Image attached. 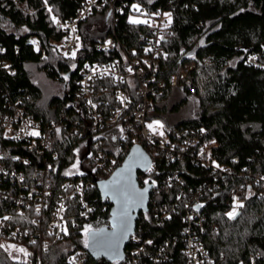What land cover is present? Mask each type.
<instances>
[{"label": "trees", "instance_id": "16d2710c", "mask_svg": "<svg viewBox=\"0 0 264 264\" xmlns=\"http://www.w3.org/2000/svg\"><path fill=\"white\" fill-rule=\"evenodd\" d=\"M127 1L129 5L119 14L115 27L108 23L110 17L105 9L95 10L80 24L84 47L75 59H70L60 52L63 31L52 21L45 0H0V49H3L0 51V117L2 113L20 108L45 123L64 121L67 124L59 132L55 131L50 151L42 156L31 154L20 144L5 139L0 124V149L7 157L29 154L39 165L45 158L50 159L58 181L67 177L106 178L105 171L93 160L92 152L97 151L94 142L101 140L100 148L107 156H114L117 166L124 160L133 140L132 137L120 138L116 126L90 132L86 137L72 132L74 121L86 116L83 99L78 93L80 64L84 59L104 60L117 54L100 53L93 48L95 41L112 30L126 49H141L143 36L151 27L128 23L130 5L134 2L142 4L150 13H171L172 22L162 43L166 57L158 73L166 85L158 90L154 109L148 117L161 119L167 130L178 127L200 132L203 129V141H217L212 151L213 159L221 166H228L232 173L226 175L227 183L219 180L222 181L220 186L210 190L205 184H214L216 174L211 167L195 164L190 152L173 162L166 161V154L161 152L157 156L158 168L151 172L140 171L139 182L143 185L145 180L155 181L162 186L163 179L178 170L189 193L202 184L201 198L207 203L203 207L205 232L201 235L212 255L220 264H251L252 260L264 264V195H252L237 219H229L226 215L229 185L242 179L249 181L251 178L246 175L249 171L264 173V66L248 62L251 54H257L264 64V0ZM47 2L58 17L65 19L75 13L82 0ZM33 38L37 44L32 43ZM187 63H195V67L186 77L180 78L176 86H171V78ZM73 64L75 69L71 67ZM31 65L48 79L62 84L63 94L46 99L43 88L33 79ZM65 75L67 80L63 78ZM126 84L130 85V81ZM131 92L135 104L139 97L135 90ZM105 95L114 98L111 92ZM53 152L57 155L53 156ZM77 161L78 167L74 168ZM69 171L72 174L65 175ZM240 172L244 173L239 176ZM182 186L178 182L171 187L162 186L158 201H172ZM87 198L93 210L85 218L79 215L78 200L71 201L69 214L76 217L68 222V234L64 236L81 248H86L83 229L108 225L110 218L111 205L102 198L97 184L87 190ZM184 227L181 214L163 220L149 210L141 212L136 232L156 244L171 240V249H175L177 255ZM0 245L4 246L0 247V264H35L8 247L10 239L0 236ZM39 253L48 258V264H62L70 252L61 242H56ZM85 264H120V261L95 259L89 255Z\"/></svg>", "mask_w": 264, "mask_h": 264}, {"label": "built area", "instance_id": "2783aa9c", "mask_svg": "<svg viewBox=\"0 0 264 264\" xmlns=\"http://www.w3.org/2000/svg\"><path fill=\"white\" fill-rule=\"evenodd\" d=\"M45 5L47 9H52L48 2ZM128 5L127 0H92V2L82 0L75 13L65 19L58 17L52 10L51 17L55 16L59 21V23H54L63 31V40L59 45L61 54L69 58L71 52L76 50V57L79 55L84 47L80 24L86 21L95 10H107L110 17L108 23L115 27L119 14H123ZM132 12L134 11L131 4L129 15ZM164 13L168 12L159 11L151 14V19L148 20L151 28L143 36L144 43L140 50L126 49L120 43L115 30L93 43V48L100 53L117 54L113 58L104 60H82L79 69L78 93L83 99L86 116L74 121L72 132L86 137L90 132L116 126L120 130V138L127 140L132 137L133 142L128 145L129 150L136 143L145 148L152 158V170L158 168L157 156L161 152L166 154L165 159L168 162L182 159L187 152H190L195 164L206 168L211 167L213 172H216L215 183L206 182L205 184L213 190L220 186L222 181L219 180L225 181L226 175L232 173V169L228 166H221L213 159L212 151L217 146V141L215 143H212L214 140L203 141L201 137L205 132L201 131H189L178 127L167 130L165 126L153 131L147 127L155 121H160L164 125L161 119L148 117L154 109V98L158 90L166 85L164 80H160L158 74L160 64L166 57V52L162 47L163 39L169 31L163 26L167 22ZM72 28L76 31H71ZM108 41L111 43H107ZM145 49H151V51L146 52ZM65 53L69 55L66 56ZM248 62L264 66L257 54H251ZM86 65L88 67H85ZM194 67L195 63L184 65L171 78L170 85L176 86L180 78L186 77ZM93 68L96 69L95 73L92 71ZM129 68L132 69L131 72L128 71ZM89 77L92 79L89 80ZM128 81L130 85L125 86ZM132 90H135L139 97L135 104ZM110 92L114 97L112 99L105 95ZM0 124L5 139L20 144L25 151L37 156L50 151L52 135L57 129L61 130L67 126L64 121L45 123L43 119L30 116L20 108H14L9 113H2ZM34 130L40 135L28 134ZM161 131L163 135L159 134ZM100 145L101 140L94 142L97 151L92 152L93 160L97 162L98 168L105 171L106 178H108L120 164L116 166L114 156H107L106 151L101 149ZM53 153V156L57 155L56 152ZM213 162L220 167H215ZM21 166L30 168V170L25 171ZM52 167V161L48 158H45L42 165H39L29 154L17 153L12 157H7L0 149V236L11 240V245H15V248H11L21 258L34 261L35 264H48V258L39 251L50 249L56 242H61L63 248L70 252L65 263L62 264H72V257H76L75 264H85L90 255L89 251L86 248L76 247L70 240L65 239L62 229L67 228L68 231V222L76 217L69 214L72 200H78L81 207L80 217L90 216L92 211L89 212L88 209L93 210V207L87 198V190L94 183L96 184V178L90 180L84 177L77 179L67 177L58 181ZM243 173L240 172L238 175L241 176ZM246 175L250 176L249 181L242 179L229 185L226 196L228 205L226 213L232 210L233 197H239L240 202L245 205L252 195H264V179H262L264 173L249 171ZM175 182L184 186L178 188L172 201L159 202L157 198L158 193L163 189L162 186L171 187ZM162 186L155 184L151 189L148 211L152 210L163 220L171 219L175 214H181L185 227L179 255H176L175 249H171V240H166L165 244H156L151 239L142 238L135 231L130 236L125 248V256L120 260V264H220L201 235L205 232L206 215L203 213V208L200 207L197 210L196 206L207 203L201 198L202 184L192 188L189 193L183 176L178 170H174L172 174H168L163 179ZM61 205H63V211H60ZM37 208L40 209L39 214H37ZM241 209L238 208L237 211ZM5 216L10 219L4 220ZM147 241H152V243L148 244ZM176 243L177 239L172 245L175 246ZM19 248H24L29 255L25 256L24 253L18 252ZM251 264H258V262L252 260Z\"/></svg>", "mask_w": 264, "mask_h": 264}, {"label": "snow or ice", "instance_id": "6c2138e0", "mask_svg": "<svg viewBox=\"0 0 264 264\" xmlns=\"http://www.w3.org/2000/svg\"><path fill=\"white\" fill-rule=\"evenodd\" d=\"M89 2H92V0H89ZM151 2V0H149ZM45 3H47V0H45ZM132 10L134 12L140 13L141 8L139 4H133ZM49 12L52 11L51 8L48 9ZM110 15V14H109ZM164 15L167 17V22L163 25L165 28H167L171 22H172V16L171 13H164ZM52 21L55 23H59L57 18L55 16H52ZM128 23L133 25L138 24H149V21L146 19H139L134 16H129ZM27 31V29H25ZM71 31L75 32L76 29L72 28ZM161 39H163V36H161ZM77 40H79V37H77ZM32 43H35L33 41ZM107 43H111V41H108ZM79 47V46H78ZM77 47V50H78ZM0 51H3V49H0ZM145 51H151V49H145ZM66 56H68V53H65ZM70 59L76 58V50L72 51L70 56ZM254 59V58H253ZM9 67L8 65H5V68ZM72 69L76 68V65H71ZM85 67H88L87 65ZM93 73H95L96 69H92ZM129 72L132 71L131 68L128 69ZM65 80L68 79V76L65 75L63 77ZM89 80L92 79V77L88 78ZM121 102H123V98H121ZM91 103V101H89ZM93 107H96V105H92ZM147 127L153 131H155L157 128L162 129L164 125L160 121H155L153 124L147 125ZM203 132L204 130L201 129ZM57 132H59V129H57ZM121 132H123V129H121ZM32 136H39L40 133L38 131H31L28 133ZM160 135H163V132L161 131L159 133ZM115 139V137H113ZM212 143H215V141H212ZM78 151V150H77ZM201 154H203V150H201ZM27 163V161H25ZM214 166L219 168L220 166L216 164L215 162ZM79 161H77V164L73 165L74 168L78 167ZM147 171L151 172V164L149 163L147 165ZM125 173H127V177H125ZM131 173V166L128 168L122 170L121 172H118L116 176L113 178L112 181L107 183L105 185L106 192L111 195L113 199L116 200L118 204V210L113 213V220H112V232H107L105 229H100L97 231H94L91 226H88L83 229V233L85 235L84 245L85 247L91 248L93 252L96 255H109L110 257L114 259H121V253H120V246L123 241L129 239L131 233V212L136 207H143L144 206V199H145V193L148 191V187L155 186V181H152L151 184H149L148 180H145V185H148V187H145L143 191H137L134 188V184L131 182L130 178ZM72 172H65V175H71ZM124 177V179H121ZM21 179H23L21 177ZM264 179V178H262ZM203 205H197V210L202 207ZM86 207V206H85ZM243 203L240 202L239 197H233V207L232 210L226 213L227 217L229 219H235L237 215L239 214L237 209L243 208ZM63 205H61L60 211H63ZM37 214H39L40 209H36ZM88 211H92V209H88ZM84 213H82L83 215ZM147 219V215L145 216ZM170 218V217H169ZM4 220H9L10 217H3ZM65 234H68L67 228L62 229ZM15 235V234H13ZM32 243H35V241H32ZM148 244H151L152 241H147ZM0 247H4L3 245H0ZM8 247L15 248V245H9ZM18 252L24 253L25 256L29 255L27 251L24 248L17 249ZM76 257H72V264H75Z\"/></svg>", "mask_w": 264, "mask_h": 264}, {"label": "water", "instance_id": "95a60500", "mask_svg": "<svg viewBox=\"0 0 264 264\" xmlns=\"http://www.w3.org/2000/svg\"><path fill=\"white\" fill-rule=\"evenodd\" d=\"M149 163L152 164V158L150 157V155L147 153V151L145 150V148L141 144L136 143L131 147V149L129 150V152L125 156L123 162L115 169V171L108 178L95 180L102 198L104 200L109 201L111 207H110V211H109V213H110L109 224L103 225V226L98 227V228H92L94 231H97L100 229H105L109 233L113 231V228H112L113 213L118 210V204H117L116 200L113 199L111 197V195L106 192L105 185L107 183H109L110 181H112L118 172H121L122 170L131 166V173H130L131 182L134 184L135 190L143 191V189L145 187H148V185H145V184L141 185L140 184L139 172L140 171L141 172L147 171L146 169H147V165ZM127 175L128 174L125 173V177H127ZM121 179H124V177H122ZM149 184H151V182H149ZM152 188L153 187H148V191L145 193L144 206L143 207H136L131 212V216H132L131 233L132 234L136 231L137 220H138L141 212H147L149 209V201H150V195H151V189ZM202 205L203 206L201 208H203L205 206V203H203ZM238 213L239 214L237 215V217L235 219H237L241 215L242 211L239 210ZM129 240H130V237H129V239L123 241L121 246H120V253L122 256L121 259H114V258L110 257L109 255H99L98 256L93 252V250L91 248L86 247V249L89 251L90 255L95 259L104 258V259L111 261V262L120 261L125 256V248H126L127 244L129 243Z\"/></svg>", "mask_w": 264, "mask_h": 264}, {"label": "rangeland", "instance_id": "374dc122", "mask_svg": "<svg viewBox=\"0 0 264 264\" xmlns=\"http://www.w3.org/2000/svg\"><path fill=\"white\" fill-rule=\"evenodd\" d=\"M133 4H139L141 8V12H132L129 16H134L139 19H151V14L146 8L142 6L139 2H134ZM34 39V38H33ZM35 43L37 44V40L34 39ZM33 79L41 85L44 91V95L46 99H49L51 96L55 94H63L64 88L63 85L57 82H54L46 77V75L41 72L35 65H31Z\"/></svg>", "mask_w": 264, "mask_h": 264}]
</instances>
